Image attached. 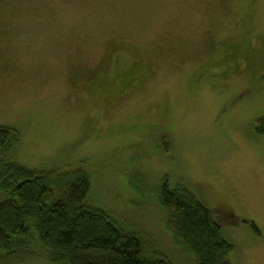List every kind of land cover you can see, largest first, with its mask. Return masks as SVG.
<instances>
[{
	"label": "rangeland",
	"instance_id": "374dc122",
	"mask_svg": "<svg viewBox=\"0 0 264 264\" xmlns=\"http://www.w3.org/2000/svg\"><path fill=\"white\" fill-rule=\"evenodd\" d=\"M260 116L264 0H0V126L20 137L3 162H86L90 206L172 264L195 263L164 229V176L213 210L232 264H264ZM31 242L0 264H51Z\"/></svg>",
	"mask_w": 264,
	"mask_h": 264
},
{
	"label": "trees",
	"instance_id": "16d2710c",
	"mask_svg": "<svg viewBox=\"0 0 264 264\" xmlns=\"http://www.w3.org/2000/svg\"><path fill=\"white\" fill-rule=\"evenodd\" d=\"M251 125L264 139V116ZM18 137L16 131L0 126V254L20 252L33 241L51 264H172L149 238L90 206L92 183L86 162L43 169L3 162L11 158L8 151ZM158 150L168 155L166 138L160 139ZM156 198L166 216L164 229L180 252L195 264H232L233 246L220 222L184 184H169L164 176ZM221 210L230 222L247 223ZM252 228L257 231L255 225ZM38 247L33 248L39 251Z\"/></svg>",
	"mask_w": 264,
	"mask_h": 264
},
{
	"label": "crops",
	"instance_id": "0c3cea01",
	"mask_svg": "<svg viewBox=\"0 0 264 264\" xmlns=\"http://www.w3.org/2000/svg\"><path fill=\"white\" fill-rule=\"evenodd\" d=\"M207 206V205H206ZM208 207V206H207ZM208 208H210V207H208ZM211 209V208H210ZM212 210V209H211ZM213 211V210H212ZM225 236V235H224ZM227 239V238H226ZM228 240V239H227Z\"/></svg>",
	"mask_w": 264,
	"mask_h": 264
}]
</instances>
